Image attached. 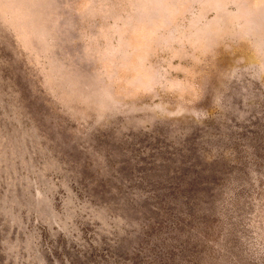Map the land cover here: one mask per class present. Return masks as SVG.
<instances>
[{
  "label": "rangeland",
  "instance_id": "374dc122",
  "mask_svg": "<svg viewBox=\"0 0 264 264\" xmlns=\"http://www.w3.org/2000/svg\"><path fill=\"white\" fill-rule=\"evenodd\" d=\"M0 264H264V0H0Z\"/></svg>",
  "mask_w": 264,
  "mask_h": 264
}]
</instances>
